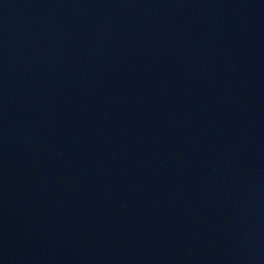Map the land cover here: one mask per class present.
Returning a JSON list of instances; mask_svg holds the SVG:
<instances>
[{"label":"water","instance_id":"1","mask_svg":"<svg viewBox=\"0 0 264 264\" xmlns=\"http://www.w3.org/2000/svg\"><path fill=\"white\" fill-rule=\"evenodd\" d=\"M0 264H264V0H0Z\"/></svg>","mask_w":264,"mask_h":264}]
</instances>
